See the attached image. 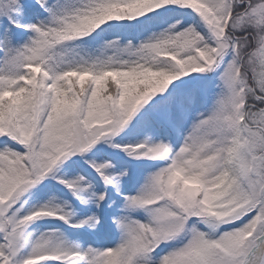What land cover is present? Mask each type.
Returning a JSON list of instances; mask_svg holds the SVG:
<instances>
[{
  "label": "snow or ice",
  "instance_id": "1",
  "mask_svg": "<svg viewBox=\"0 0 264 264\" xmlns=\"http://www.w3.org/2000/svg\"><path fill=\"white\" fill-rule=\"evenodd\" d=\"M101 141L154 163L133 177ZM73 156L91 171L54 175ZM50 174L94 210L29 206ZM105 211L115 243L57 224L99 233ZM0 264H264V0H0Z\"/></svg>",
  "mask_w": 264,
  "mask_h": 264
},
{
  "label": "trees",
  "instance_id": "2",
  "mask_svg": "<svg viewBox=\"0 0 264 264\" xmlns=\"http://www.w3.org/2000/svg\"><path fill=\"white\" fill-rule=\"evenodd\" d=\"M175 19H181V17H173L170 19L167 23H160V22H155L147 27H144L142 29H129V28H116L111 30L110 33L106 34L99 43H103L104 39H120L121 42H126L128 39H133L134 43H138L140 38H143V36L151 34V32H159L161 31L164 27L168 26V23H173ZM126 23V22H122ZM134 23V22H133ZM95 35V33L93 34ZM194 75V74H193ZM187 127V125L185 126ZM123 137V141H121V138ZM120 139H117L116 142H125V143H134L137 140L143 139L144 138V133H136L132 135L125 136L124 134L122 135ZM158 139H169L171 142H175V137L174 136H168L166 137L165 133L163 130H161ZM19 147V146H17ZM99 151L106 157H112L113 158V163L117 168L121 166H127L129 169V173L131 176L135 177L136 173L143 168L146 165H151L154 162L152 161H138V160H132L131 158L124 157L122 156L121 158H117L116 155L110 154L106 151H103L101 149H98L94 152ZM93 152V153H94ZM117 154V153H116ZM92 155V154H91ZM121 155V154H119ZM72 161L76 160H70L69 163L64 164L62 166L61 171L62 177L66 179H74L76 175H84L86 172H90L91 169L88 168L86 164L79 163L78 165H74ZM61 177V176H60ZM98 179V177H97ZM93 184H95V181H93ZM99 187H103L102 184ZM138 187V185H137ZM122 190L124 192L128 191H134L132 188V183L125 178L124 181H122ZM42 194V199L40 200H31L29 201V206H32L33 204H38V203H44L47 202L49 197L54 196L55 197V203H59L62 205L63 199H73V202L75 203V206L72 207L71 212L74 214L76 218H81L85 213H89L90 209L94 210V205H86V204H81L79 200L76 199L71 193V191L67 188H61L59 186H56L54 183H50L47 185L44 189L41 191H38ZM122 206V204L119 205H114V209L116 207ZM104 223L101 226H98L99 228H104L106 231L112 227L113 229V234L114 238L112 240V243H115L116 240L118 239V233L114 232V226H111V219H110V213L108 211L104 212ZM47 224V221H37L36 224L32 226V230H36L39 228V231H44L45 227H42ZM58 225L61 226V231L64 232L65 236L70 239V240H76L80 239V242L83 244H88L91 243L93 246H101L102 244H105L106 241L103 239H99V237H102L104 233L98 234L95 233L93 230L89 229H68L67 225H63L62 222H57Z\"/></svg>",
  "mask_w": 264,
  "mask_h": 264
},
{
  "label": "rangeland",
  "instance_id": "3",
  "mask_svg": "<svg viewBox=\"0 0 264 264\" xmlns=\"http://www.w3.org/2000/svg\"><path fill=\"white\" fill-rule=\"evenodd\" d=\"M194 75H196V74H194ZM134 122H135V121H133V123H134ZM129 126L131 127V124H130ZM126 131H127V130H126ZM123 134H124V133H121L120 136H117V137L115 138V141H114V142H116L117 139H120V138L122 137ZM98 149H101V150H103V151H106V152H108V153H110V154H114V155H116L117 158H121L122 156L127 157V155H126L125 153L121 152L119 149H113V148H111V147H110V143H108V142H104V141H101L99 144H97V145L94 147V149L92 150V152L88 153V155H91L94 151H96V150H98ZM116 153H117V154H116ZM119 154H121V155H119ZM70 160H79L80 163H83V162H84V157H80V156H73V157H70L68 161H65L63 164H61V165L58 167V169L55 170L54 175H56V176H58V177L62 176V173H63V171H61L62 166H63L64 164L69 163ZM83 164H85V163H83ZM52 176H53V174H50V175H49L44 181L41 182L40 185H37V187H36L35 189H33L32 191H34V192H35V191H41L42 189H44V188H45L47 185H49L50 183H54L56 186H59V187H61V188H64V187H65L64 185L59 184L58 180L53 179ZM65 189H67V188L65 187ZM65 202H66L67 208L70 209V210H72V207L75 206V203L73 202V199H63L62 205H64ZM42 222H44V220H42ZM105 231H106V230H105L104 228L101 227V228H100V232H99L98 234L100 235V234L104 233Z\"/></svg>",
  "mask_w": 264,
  "mask_h": 264
}]
</instances>
